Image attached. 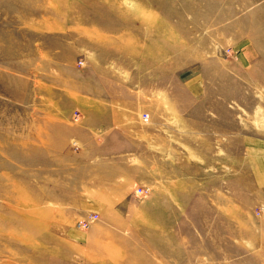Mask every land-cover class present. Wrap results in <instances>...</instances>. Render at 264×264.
<instances>
[{
  "label": "rangeland",
  "instance_id": "obj_1",
  "mask_svg": "<svg viewBox=\"0 0 264 264\" xmlns=\"http://www.w3.org/2000/svg\"><path fill=\"white\" fill-rule=\"evenodd\" d=\"M91 133L95 162L141 166L119 187L123 255L264 264L246 160L264 139V0H0V264H80Z\"/></svg>",
  "mask_w": 264,
  "mask_h": 264
},
{
  "label": "crops",
  "instance_id": "obj_2",
  "mask_svg": "<svg viewBox=\"0 0 264 264\" xmlns=\"http://www.w3.org/2000/svg\"><path fill=\"white\" fill-rule=\"evenodd\" d=\"M100 134L104 135L103 132ZM102 136L99 135L96 140L98 144ZM89 140L95 143L92 133L87 138V143L80 138L79 144L82 147L79 152L80 161L76 162L74 167L73 176L77 182L75 190L79 193V196L75 198L79 203L74 216L80 218L85 213L92 212L97 215V218L96 222L93 221L94 223L92 222L84 230L75 227V230L69 229L74 238L75 259L80 264H141L133 259L132 254L123 255L121 251L122 234L130 232L131 228L128 224H123L126 214L121 205L117 204V202L127 201L131 193L119 190L122 178H125L123 182L130 187L143 181V176L139 175L140 163L125 162L121 158L107 159L106 156L95 162L91 154L95 150L89 144ZM116 145L120 143L117 141ZM101 151L106 152L104 148ZM246 160L253 188L259 194L258 207L264 204L263 138L250 141L246 148ZM123 172L127 173L123 174ZM261 217L264 221V212Z\"/></svg>",
  "mask_w": 264,
  "mask_h": 264
},
{
  "label": "built area",
  "instance_id": "obj_3",
  "mask_svg": "<svg viewBox=\"0 0 264 264\" xmlns=\"http://www.w3.org/2000/svg\"><path fill=\"white\" fill-rule=\"evenodd\" d=\"M79 119V115L77 113H74L72 116V120L73 121H78ZM141 119L143 121H147V114L146 113H142L141 114ZM71 145L72 147L75 149L78 147V145L76 144L75 141H71ZM147 188L146 187H136L134 193L138 196H142L144 194L147 193ZM264 212V204L258 206L255 209V215H260ZM96 214L95 213H87L85 214L83 217H80L77 221H76V226L79 229H86L95 219H96Z\"/></svg>",
  "mask_w": 264,
  "mask_h": 264
}]
</instances>
